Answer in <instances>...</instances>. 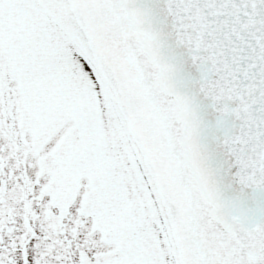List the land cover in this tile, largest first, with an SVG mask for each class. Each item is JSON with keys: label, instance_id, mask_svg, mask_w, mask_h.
I'll return each instance as SVG.
<instances>
[{"label": "snow or ice", "instance_id": "6c2138e0", "mask_svg": "<svg viewBox=\"0 0 264 264\" xmlns=\"http://www.w3.org/2000/svg\"><path fill=\"white\" fill-rule=\"evenodd\" d=\"M0 264H264V0H0Z\"/></svg>", "mask_w": 264, "mask_h": 264}]
</instances>
